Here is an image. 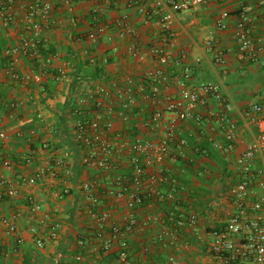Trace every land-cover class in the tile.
Listing matches in <instances>:
<instances>
[{"label":"crops","instance_id":"0c3cea01","mask_svg":"<svg viewBox=\"0 0 264 264\" xmlns=\"http://www.w3.org/2000/svg\"><path fill=\"white\" fill-rule=\"evenodd\" d=\"M53 6L54 26L44 30L51 52H57L60 60H71L74 65L72 83L54 80L52 73L44 77L40 84L31 83L22 87L13 82L4 72L3 60L0 59V131L10 135L8 142L0 145V152L13 163L11 170L2 169L8 176L29 177L38 170H46L54 164V158L69 152L63 158V166L57 168L55 176L47 174L33 185L20 187L19 195L14 198H0V220L16 213L17 232L0 233V264H118V244H112L104 250L103 239L96 236L97 224L86 214L87 201L81 194L80 186L85 182L101 180L105 185L113 183L118 176L129 174L132 151L122 146L116 133L124 132L131 137H146L158 140L162 131L151 133L144 127L145 113L139 109L149 107V102L140 98L137 93V107L132 112L139 115L122 120L117 114L110 117L113 123L111 141L115 147L117 167L103 171L89 168L81 163L82 148L75 142L72 126L75 120L83 115H92L77 104L78 95L92 85L105 83L111 86L115 82H125L131 78L135 84L147 83L144 73L158 66L152 57L137 60L128 54L132 44L141 51H147L154 38L157 26L145 22L136 8L127 6L126 0H114L112 6L102 13V21L109 25L114 35L110 43L101 38L90 42L82 36L92 28L91 10L98 0H49ZM149 7L170 9L168 0H140ZM244 6L251 16L250 35L256 47L264 43V0H217L192 7L187 11L175 12L173 30L174 48L184 50L187 54L185 64L191 69L190 85L202 82H213L220 86L223 95L235 107L233 116L238 123L236 145L233 151L223 152L213 149L203 132L209 130L208 124L200 130L192 122L183 125L184 135L188 138L187 153L189 160L172 162L164 160L148 168L154 173L161 166H168L178 176L180 188L176 194V203L150 202L137 209L140 221H147L143 228H137L129 235L131 258L142 264H169L168 257L174 255L181 264H220L207 254L202 238H198L185 229L180 234L178 246H164L154 238L166 225L165 220L172 207L177 204L186 213L194 212L199 218L200 233L210 232L225 225L228 214L233 207L228 189L238 179L235 158L241 153L256 134V128L245 124L240 111L251 104L264 106V51L257 50V59L243 57L234 40L237 15ZM223 10L230 12L228 27L220 30L215 26L216 18ZM127 15L131 25L137 31V37L125 36L118 39L114 21ZM18 30L0 33L1 50L17 40ZM211 41L215 49L223 52V63H217L214 53L207 51L206 42ZM119 49L111 50L113 44ZM93 59V61H92ZM106 59V61H104ZM21 72H29L32 64L21 59L18 65ZM180 73L182 66L172 64L168 68ZM19 103L14 117H10L8 104ZM210 105L217 109L220 106L214 101ZM103 113V110H99ZM43 115L42 119L37 114ZM264 114V113H263ZM35 130L33 141L28 143L24 138H17L18 132L28 134ZM216 132V131H215ZM192 134V135H191ZM217 137L224 143L220 133ZM48 148L43 149L42 145ZM32 154L30 164L23 162L22 157ZM261 167V160L255 162V169ZM56 169V168H55ZM147 184L138 190L145 192ZM161 189H166L162 184ZM68 193H64V189ZM132 189H135L132 186ZM32 195L40 205L39 213L47 215L48 222L58 224V236L44 247L35 246V236L30 232L34 215L31 214L26 198ZM101 198V209L110 212L109 224H122L127 212L126 199H114L106 196L103 189L98 190ZM39 228L43 229L42 225ZM86 242L78 244L80 237ZM106 234L105 237H107ZM21 238V243L17 239ZM148 247V251L143 249Z\"/></svg>","mask_w":264,"mask_h":264},{"label":"built area","instance_id":"2783aa9c","mask_svg":"<svg viewBox=\"0 0 264 264\" xmlns=\"http://www.w3.org/2000/svg\"><path fill=\"white\" fill-rule=\"evenodd\" d=\"M127 6L136 8L145 22L157 26L154 38L150 41L147 51H141L136 44L128 48V54L137 60L147 57L154 58L158 66L144 73L147 83L135 84L131 78L125 82H115L111 86L105 83L92 85L84 89L77 97V104L92 115H83L75 120L72 135L75 142L82 148L81 163L89 168L103 171L117 167L115 162V147L110 140L113 133L111 116L117 114L122 120L130 118L132 109L137 107V93L140 98L149 102V107L139 109L145 113L144 127L151 133L162 135L158 140L146 137H131L124 132L116 133L122 146L129 148L133 155L130 157L129 174L118 176L110 185L101 180H94L81 184L80 191L87 201L86 214L97 224L96 236L103 239L104 250H109L113 243L118 244V264H142L131 258L129 235L137 228H143L147 221H140L137 209L147 202L176 203V194L180 188L178 176L174 175L168 166H161L156 172H148V168L164 160L172 162L188 161V138L184 135L183 125L192 122L197 128L203 129L208 124L209 130L203 132L213 149H221L225 153L234 150L237 140L238 123L233 116L235 110L232 102L226 98L218 84L202 82L196 86L190 85L191 69L185 64L187 54L184 50L175 49L173 40L174 13L191 9L194 6L217 0H168L170 9L149 7L140 0H126ZM149 2L152 0H148ZM114 0H98L91 10L92 28L82 38L90 42H98L101 38L113 43L114 35L109 25L101 19L105 9L112 6ZM230 12L223 10L216 18L215 26L224 30L228 27ZM234 30V40L243 57L250 60L257 59V50L264 51V43L256 47L251 38L252 19L246 7L242 6L237 15ZM53 6L49 0H0V33L18 30L17 40L6 45L0 53L3 60L4 72L13 81L27 87L31 83L40 84L44 77L54 70V80L72 83L74 65L71 60H63L53 68V64L60 60L57 52L48 51V40L44 30L54 26ZM118 39L125 36L137 37V31L131 25L127 15L114 21ZM117 44L111 50L118 51ZM207 51L214 53L217 63H223V52L215 49L211 41L206 42ZM21 59L32 64L29 72H21L18 65ZM93 61V59H92ZM106 61V59L104 60ZM180 64L181 72L169 70V66ZM214 101L219 108L210 105ZM19 103L10 102L8 109L10 117H14ZM99 110H103L100 113ZM264 106L260 103L251 104L240 111L245 124L256 128V134L245 149L235 158V166L239 179L228 189L232 204V211L228 214L225 225L210 232L200 233L199 218L196 213H186L175 204L163 221L164 229L155 236V240L164 246H178L180 234L188 229L190 233L202 238L207 254L220 264H264ZM134 115H139L134 113ZM43 118L41 113L37 114ZM216 131V132H215ZM220 133L224 140L221 143L217 137ZM192 135V134H191ZM17 138H24L28 143L33 141L35 130L28 134H16ZM10 135L0 131V145L8 142ZM47 149V144L42 145ZM70 156L69 152L54 158V164L46 170H38L29 177H12L3 173L2 169L11 170L14 163L0 152V198H14L19 195L20 187L33 185L47 174L55 176L57 168L62 167L63 158ZM260 159L261 167L255 169V162ZM23 162L30 164L32 154L22 157ZM56 168V169H55ZM147 184L145 192L138 190ZM166 184V189L161 185ZM132 186L135 189H132ZM103 189L106 196L114 199H126L127 212L122 224H109L110 212L101 209V198L98 190ZM68 193V189L63 190ZM29 210L35 217L30 226V232L35 236L34 243L38 248L58 236V224L48 222L47 215L39 213L40 205L32 195L26 198ZM17 214L0 220V233L13 234L17 232ZM42 225L43 229L39 228ZM106 234H108L107 237ZM22 239L18 238L17 243ZM86 240L80 237L78 244L83 246ZM148 251V247L143 249ZM169 264H181L174 255L168 257Z\"/></svg>","mask_w":264,"mask_h":264},{"label":"trees","instance_id":"16d2710c","mask_svg":"<svg viewBox=\"0 0 264 264\" xmlns=\"http://www.w3.org/2000/svg\"><path fill=\"white\" fill-rule=\"evenodd\" d=\"M48 51H52L51 47H48Z\"/></svg>","mask_w":264,"mask_h":264}]
</instances>
